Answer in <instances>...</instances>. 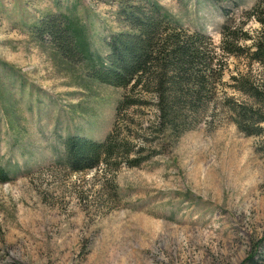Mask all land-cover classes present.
<instances>
[{
  "label": "rangeland",
  "instance_id": "374dc122",
  "mask_svg": "<svg viewBox=\"0 0 264 264\" xmlns=\"http://www.w3.org/2000/svg\"><path fill=\"white\" fill-rule=\"evenodd\" d=\"M143 1L0 0V264H264V0H152L208 38L170 126L154 84L117 109L129 88L91 75ZM112 130L115 156L65 165L67 137Z\"/></svg>",
  "mask_w": 264,
  "mask_h": 264
},
{
  "label": "trees",
  "instance_id": "16d2710c",
  "mask_svg": "<svg viewBox=\"0 0 264 264\" xmlns=\"http://www.w3.org/2000/svg\"><path fill=\"white\" fill-rule=\"evenodd\" d=\"M119 18L130 28L128 32L112 35L107 44V55L100 59V67L91 74L98 82L116 88L130 90L117 109L135 106V90L150 92L152 84L158 96L160 117L166 125L181 117L178 96L189 98L200 92L201 81L197 80V63L202 47L208 38L201 33H190L174 22L157 2L145 0L139 5L122 8ZM264 28V20L260 21ZM227 28L224 26V35ZM76 51L92 62V53L86 40L72 29ZM252 60L264 65V43L254 42ZM200 64V63H199ZM201 65V64H200ZM170 74V76H168ZM191 77H194L191 80ZM167 85V88H166ZM133 98V99H132ZM238 124V129L244 131ZM119 144L114 130L103 140L94 141L81 136H69L64 141L65 165L72 172L91 170L117 154ZM8 175L0 167V182H7ZM241 264H259L250 253Z\"/></svg>",
  "mask_w": 264,
  "mask_h": 264
}]
</instances>
